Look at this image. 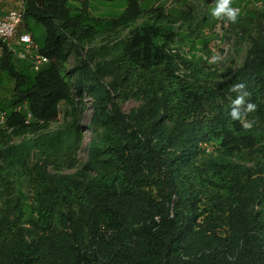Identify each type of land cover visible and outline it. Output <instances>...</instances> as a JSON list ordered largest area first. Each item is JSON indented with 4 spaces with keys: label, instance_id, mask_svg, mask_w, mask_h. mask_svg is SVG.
<instances>
[{
    "label": "trees",
    "instance_id": "16d2710c",
    "mask_svg": "<svg viewBox=\"0 0 264 264\" xmlns=\"http://www.w3.org/2000/svg\"><path fill=\"white\" fill-rule=\"evenodd\" d=\"M21 1L48 63L0 59L14 85L0 101V264H264V0H230L224 38L250 45L224 73L196 56L219 17L191 0H126L118 19L91 0ZM184 41L192 60L172 52ZM131 99L144 103L125 112Z\"/></svg>",
    "mask_w": 264,
    "mask_h": 264
},
{
    "label": "rangeland",
    "instance_id": "374dc122",
    "mask_svg": "<svg viewBox=\"0 0 264 264\" xmlns=\"http://www.w3.org/2000/svg\"><path fill=\"white\" fill-rule=\"evenodd\" d=\"M177 1L178 0H174V1H172L171 4L174 7H177L182 3V2L177 3ZM191 1L194 4L199 5V10L197 11L199 16L201 15V17H202V16L206 15V17L208 19L209 18L213 19L211 14H212V11L214 8V3L216 2V0H191ZM211 1H214L213 4H211L212 3ZM90 2H91L92 12L95 16L101 17V18H108V19H118L122 15V13L124 12L126 4H127L126 0H91ZM159 3H163V0H152L150 5L154 6V5H158ZM261 3H258V6L261 7L260 9H263L264 3L263 2H261ZM169 4H170V1L167 5H169ZM21 6H22L21 0H0V16L6 15L12 9H19ZM180 6L183 10L187 9L186 5H184V6L180 5ZM250 8L257 10V8L255 7V4H250ZM179 9H180V7L178 8V10ZM176 15L179 16L178 14H176ZM141 22L142 21H139V24ZM263 25H264V23H263ZM134 26L135 25H133V27ZM178 27L179 26H176V28H178ZM20 30H24V31L26 30L25 23H23L21 25ZM184 30L185 29L180 30V32L184 31ZM42 31L43 30L41 29V32ZM204 33H208V30H206V32H204ZM212 35H213V33H212ZM206 37H209V35L206 34ZM222 40L223 39H219L217 41L216 40L210 41L208 44V49L203 50V51L201 50L203 48V46L200 44L201 42L199 40H197L198 41V47L200 48L201 53H203L204 55H207V57L211 58L210 62L212 61V58L219 57L220 50L218 49L216 44L217 43L220 44ZM95 44H100V43H99V41H97ZM249 45H250L249 40L242 42L241 39H238V37H236L235 42L232 45V47L230 48L226 57L223 60L215 59L216 60L215 63L209 64V65H212L213 68H216L218 71L224 73L226 71V69L228 67H230L232 62L236 59L237 49L241 48L243 50L241 56H244L245 51L248 49ZM182 46L185 47V49H189L190 44L187 41H184ZM77 62H78V60L76 59V57L71 56V58L69 60V68H73L77 64ZM0 72H1V70H0ZM107 80H110V78L108 77ZM13 86L14 85H13V81H12L11 77L5 73L4 74L2 73L1 79H0V101L3 104H6L7 102L10 101L11 90L13 89ZM143 103H144V101L141 99L140 100L139 99H131L129 101L123 102L122 107H123L125 112H130L132 109H136V108L140 107ZM91 113H92L91 104L89 101H86V105L84 106V109H82L81 116H80L81 126L84 129L83 131H85L84 132V140H83L81 150L79 153V159H80L82 164L85 163V161L87 160V148H88V143L90 141V131L87 127H88V124L90 123ZM62 122H63V114H61L59 119H57L55 121V123L53 124L52 127L55 128L58 125H60ZM208 151H212L211 147L208 148ZM229 159L232 161L235 160V158H229ZM70 172H73V171H70Z\"/></svg>",
    "mask_w": 264,
    "mask_h": 264
},
{
    "label": "clouds",
    "instance_id": "9594fccd",
    "mask_svg": "<svg viewBox=\"0 0 264 264\" xmlns=\"http://www.w3.org/2000/svg\"><path fill=\"white\" fill-rule=\"evenodd\" d=\"M212 3L211 4H213V2L214 1H211ZM229 3H230V0H217V3H216V7L215 8H213V11H212V14H211V16L213 15V16H215V17H219V19H218V23L216 24V30H217V32H218V36H217V38L216 39H214V40H219V39H223L222 41H221V43L220 44H216V46L218 47V49L220 50V55H219V57H215V58H212V61L210 62V60H211V58H209V57H207V55H204L203 53H201V51H198L197 53H196V56L198 57V58H200V57H202V59L203 60H205L208 64H213V63H215V59H218V60H223L225 57H226V55L228 54V52H229V50H230V48L232 47V45L234 44V42H235V38L236 37H234L233 35H230V36H228L227 38H224L225 37V35H226V30L228 29V27H229V21H228V19L229 20H232V21H234L235 19H236V11H239V8H235V9H233V8H230L229 7ZM23 6V5H22ZM149 16H150V14L149 15H145V16H143L140 20H138V22L136 23V25L133 27L132 26V29L133 28H135L136 26H138L139 25V21H142L140 24H142L143 22H145V21H147V20H149ZM212 16V17H213ZM227 16V17H226ZM1 17V16H0ZM228 18V19H227ZM209 21L210 22H212L213 21V19L212 18H209ZM24 22V21H23ZM176 24H178V25H176V26H179L181 23L180 22H178V23H176ZM21 31V30H20ZM29 33V32H28ZM126 34L128 33V32H125ZM29 34H31V33H29ZM31 36H32V34H31ZM33 38V37H32ZM34 40V39H33ZM213 41V40H212ZM38 45V44H37ZM38 47H39V51H40V46L38 45ZM172 52L173 53H178V52H180V54L182 55V56H184V57H186L187 59H189V60H192V53H191V51H190V47H189V49H185V47H181V49L180 50H176V49H173L172 50ZM41 53V52H40ZM44 55V54H43ZM71 58V57H70ZM70 60V59H69ZM48 63V62H47ZM47 63H45V65L47 64ZM45 65H43L42 66V68L45 66ZM33 68V67H32ZM41 68V69H42ZM40 69V70H41ZM70 69H72V68H70ZM34 70V69H33ZM40 70H37V71H40ZM34 71H36V70H34ZM186 70L185 69H182L181 71H180V73H182V74H184V72H185ZM244 87V85L243 84H238V85H235V86H233V91H235L237 88H243ZM72 93H73V96L75 97L76 96V92H75V88L74 87H72ZM245 96H247V93H244V95L243 96H238L234 101H233V104L234 105H240V104H242L243 102H244V97ZM255 108V105L254 104H248V108H247V110H249V111H251V110H253ZM0 115L1 116H3V122L2 123H0V127H3V128H7L8 127V125H7V114H6V112H4V111H2V112H0ZM230 115L232 116V118L233 119H236V118H238V111L234 108L233 109V111L230 113ZM31 117H32V115L31 114H29L28 115V118H27V120H26V124H29V122H30V119H31ZM242 121L244 122V123H246L247 121H246V119L245 118H242ZM9 131H10V129H9ZM90 131V130H89ZM85 132V131H84ZM90 139H91V134H90ZM84 140V139H83ZM90 142V141H89Z\"/></svg>",
    "mask_w": 264,
    "mask_h": 264
},
{
    "label": "built area",
    "instance_id": "2783aa9c",
    "mask_svg": "<svg viewBox=\"0 0 264 264\" xmlns=\"http://www.w3.org/2000/svg\"><path fill=\"white\" fill-rule=\"evenodd\" d=\"M24 21V8L10 10L6 16L0 17V59L7 50L15 61H28L34 70H40L48 58L40 53L37 43L31 34L20 31ZM3 116L0 115V123Z\"/></svg>",
    "mask_w": 264,
    "mask_h": 264
},
{
    "label": "crops",
    "instance_id": "0c3cea01",
    "mask_svg": "<svg viewBox=\"0 0 264 264\" xmlns=\"http://www.w3.org/2000/svg\"><path fill=\"white\" fill-rule=\"evenodd\" d=\"M21 4H22V1H21ZM6 15H7V14H6ZM6 15H4V16H6ZM4 16H1V17H4ZM22 31H24V30H21V32H22Z\"/></svg>",
    "mask_w": 264,
    "mask_h": 264
}]
</instances>
